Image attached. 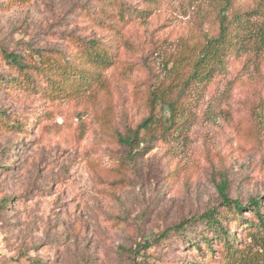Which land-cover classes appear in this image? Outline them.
<instances>
[{
    "label": "rangeland",
    "instance_id": "obj_1",
    "mask_svg": "<svg viewBox=\"0 0 264 264\" xmlns=\"http://www.w3.org/2000/svg\"><path fill=\"white\" fill-rule=\"evenodd\" d=\"M221 9L0 0V264H264V0L233 1L231 28L236 16L245 22L239 45L180 95L220 34ZM164 91L182 97L175 125L127 147L150 116L169 119L154 101ZM223 192L244 206L261 198L262 217L248 210L237 223ZM211 210L233 250L202 224L161 239Z\"/></svg>",
    "mask_w": 264,
    "mask_h": 264
},
{
    "label": "trees",
    "instance_id": "obj_2",
    "mask_svg": "<svg viewBox=\"0 0 264 264\" xmlns=\"http://www.w3.org/2000/svg\"><path fill=\"white\" fill-rule=\"evenodd\" d=\"M234 0H221L222 2V13H221V21H220V34L218 37L211 38L207 44L203 47V49L200 51L198 58L193 63L192 72L189 75L188 79L184 82L183 90L180 92L181 96H184L185 92L187 91L188 87L192 82H202L204 75H202V72L204 71V68H211L213 71L218 70V66L222 65L224 63V59L227 56L228 52L233 49L235 46L237 47L239 44L234 43L235 40H240L243 36L241 33L242 30H245V22L241 19V16H236L235 22L238 21L239 24L235 28L236 30H233L231 27L234 26V22L228 21V12H229V6H233ZM236 31V34L234 32ZM90 49H93L94 51L97 50L96 43H90ZM6 57L14 63L19 68H25L24 61L22 57L15 55V54H9L6 53ZM37 62L40 65L41 69L48 68L49 71L52 70V68L55 66V63L52 61L43 62L41 54H37ZM90 59L97 63L98 65L104 64L108 65L109 60L105 57L100 56L96 54L94 56V52L89 53ZM57 72V71H56ZM63 78H65L66 74ZM209 75V74H207ZM82 79H85V77H81ZM166 91L161 93V96H158L154 101L155 103L158 102L157 105H160L161 109H163V112L169 113L170 117L168 120H159L154 116H150L148 119L143 121L142 124L138 127V130L136 132V135L132 138H128L126 140H123V143L127 147H133L135 141L140 136V133L142 131H145L148 135L151 136V138H155V133L157 132V128L160 124H168L169 127L175 125V117L178 114V105L179 101L182 97L173 98L170 95H168ZM223 198L225 202V207L229 211H234L237 215L238 220L237 223L245 220L243 214L250 210L253 211L257 216L262 217L261 213V198H256L252 202L249 203L248 206H244L240 203V201H233L229 199L226 194L223 192ZM224 215L217 210H211L207 212L206 214L202 215L201 217H195L189 220H186L185 222H182L178 226L171 228L164 232V234L161 236V239L167 238L172 233H183L185 231H188L190 228H193L197 224H202L207 226V228L214 231L215 234H221L226 236L228 245H230V251L233 250L231 248L232 241L229 242L230 234L227 232L226 228L223 225V219ZM160 238V237H159ZM161 241V240H160ZM207 242V241H205ZM191 243L194 245L195 248H197L199 251L202 250L199 242L191 241ZM147 246H150V244H146ZM213 251V250H212ZM234 253V252H233ZM233 253L231 254V257H234Z\"/></svg>",
    "mask_w": 264,
    "mask_h": 264
}]
</instances>
